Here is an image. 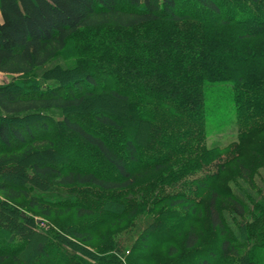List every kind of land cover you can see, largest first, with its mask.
<instances>
[{
  "label": "trees",
  "instance_id": "16d2710c",
  "mask_svg": "<svg viewBox=\"0 0 264 264\" xmlns=\"http://www.w3.org/2000/svg\"><path fill=\"white\" fill-rule=\"evenodd\" d=\"M83 32L99 45L91 63L33 75ZM0 72L11 76L0 83V264H123L194 214L190 182L209 191L214 242L198 254L189 227L167 254L264 264V0H0ZM225 83L237 138L210 147L207 121ZM100 100L116 113H84ZM213 161L215 172L181 188L182 175ZM231 165L237 173L224 178ZM22 203L48 219L73 211L83 224L42 230ZM123 218L135 224L124 245L102 248L110 256L86 247L96 221Z\"/></svg>",
  "mask_w": 264,
  "mask_h": 264
},
{
  "label": "rangeland",
  "instance_id": "374dc122",
  "mask_svg": "<svg viewBox=\"0 0 264 264\" xmlns=\"http://www.w3.org/2000/svg\"><path fill=\"white\" fill-rule=\"evenodd\" d=\"M91 34V35H89ZM88 35L89 39L86 37ZM94 34L89 32H83L82 34H77L75 36H72L67 46L57 54L56 57H54L52 60H50L47 64L42 66L41 68L37 69L35 73L33 74L39 81H41V77L45 71H47L49 68L55 66L56 64H60L62 66H74L79 61H84L91 63L89 59H92L90 57L96 52L95 47L99 46L95 39H93ZM89 41H88V40ZM95 40V41H94ZM88 41V42H87ZM92 42V44L87 45L88 43ZM82 43V44H81ZM93 45V46H92ZM95 46V47H94ZM95 59V58H94ZM11 80V76L1 73L0 72V83H7ZM49 82H52L51 80ZM231 88L229 83L225 84H219L215 88V93H221L222 95V102L220 104V109H218L211 118L207 121V128H206V145L210 147L219 146L222 147L233 140L237 138V124L235 122V115L233 113L232 109V103L229 99V93H231ZM104 109L109 112L116 113V104L114 101H106V100H100L98 103H96L95 106L88 105L84 108V113L88 114L90 111L94 110H101ZM63 140L59 141V147L60 149L64 150V140H67L66 138L62 137ZM261 139L264 140V133L261 134ZM68 142V141H67ZM263 142V141H262ZM73 144L70 154L72 157L77 160L78 158L81 159L82 150L78 147V144L75 143V141L70 142ZM259 146H263L264 142L261 144L259 143ZM75 149V150H74ZM224 156H221L220 158L216 159V162L221 161L224 159ZM256 161V157L253 155H248V160ZM210 163V162H209ZM69 164V163H68ZM217 168V165H215V162L213 161L211 164L205 163L203 166L199 169H197L194 174H184L181 176V181H185L183 183L186 187L188 185V182L193 181L195 178L199 179H205V177L213 172H215ZM237 173V167L236 166H229L227 170L225 171L223 177H228L229 174H235ZM258 178V176H257ZM41 187H45L44 183H38ZM190 186L192 189L195 190V194H191L194 199L192 201V204L195 206V212L194 214H190L188 210L185 211V213H188V216L184 218V223L182 224V228L179 229L176 234L174 235L172 240L165 241L163 243H154V242H148L151 243V248L147 251L138 250L133 251L132 256L130 258H124L122 259L123 264H179L182 262V254L186 253L184 250H179L178 253L175 255L169 256L167 254L168 245L173 244L177 245L178 249L181 248V241L184 236V232L189 228L192 227L195 229L199 235H200V244L199 247L196 248V252L198 254L202 253L203 249L210 246L211 243L214 242V238L212 237V231L210 230V224L207 217V200L209 197V191L204 190L202 188L197 187V184L195 182H190ZM47 188V187H46ZM164 188L167 190L168 186H164ZM177 190L175 188L168 189L171 190ZM158 195V196H157ZM157 197L161 196V193L156 194ZM0 201H3V198L0 196ZM10 205H15L13 202H8ZM8 204V205H9ZM0 207H3V205H0ZM19 207L23 209L24 213L26 215H31V213L34 215V218L36 219V222L38 223L39 227L42 230L47 229H54L57 231H63L67 232V230L70 227H73L75 225H81L83 224L80 220L76 219L74 217L73 211H70L63 215H57L54 216L51 219H48L46 217H42L34 210H29L25 207V205L19 204ZM146 207H151V203H147ZM166 208L165 204H159V211ZM135 224V221L129 218H123L120 221H117L115 219H109L108 221L103 220L102 222L96 221L95 223V232H94V241L90 243H85L86 247L94 254L100 255V256H110L113 252V250L107 251L102 249L108 248L112 244H116L117 246L124 245V235L125 233L129 232L131 227ZM138 245H140L138 241ZM141 248V247H139ZM118 252V251H117ZM136 262L132 263L131 259H135ZM186 264H193L192 261H186ZM184 262V264H185ZM7 264H14V263H7Z\"/></svg>",
  "mask_w": 264,
  "mask_h": 264
}]
</instances>
